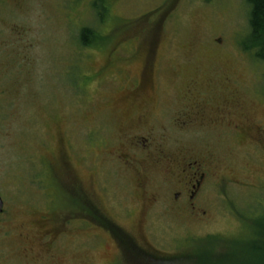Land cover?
Segmentation results:
<instances>
[{"label": "rangeland", "instance_id": "rangeland-1", "mask_svg": "<svg viewBox=\"0 0 264 264\" xmlns=\"http://www.w3.org/2000/svg\"><path fill=\"white\" fill-rule=\"evenodd\" d=\"M94 1L0 0V264H26L32 252L41 255L43 248L18 234L38 233L39 214L49 208L61 228L47 264H105L102 258L113 250L105 236L91 249V259L81 252L86 229H102L80 213L95 201L91 193L100 198L105 215L104 196L114 203L116 229L140 232L137 176L108 157L100 160L111 155L106 152L114 144L103 146V140H111L108 112L93 116V107L97 103L100 109L101 102L130 87L147 51L156 56L153 120L165 125L169 149L177 142L186 154L207 159L208 175L195 200L205 214L194 219L164 209L174 187L162 174L147 187L156 198L143 225L149 259L152 264H199L196 256L207 250L212 252L202 255L207 264H261L263 256L255 248L264 245V145L220 136L214 127L194 121L178 128L163 118L174 113L170 105L179 102L187 76L206 73L194 66L210 69L222 63L237 70L232 78L237 81L239 75L237 96L246 104L247 119L254 120L253 135L255 126L264 129V65L244 50L246 0H101L100 12ZM84 27L96 31L88 41H100V35L106 41L82 47ZM114 58L130 61L117 65ZM85 73L97 76L85 85ZM94 122L99 139H90L86 130ZM127 195L133 201L125 216L117 201Z\"/></svg>", "mask_w": 264, "mask_h": 264}, {"label": "flooded vegetation", "instance_id": "flooded-vegetation-1", "mask_svg": "<svg viewBox=\"0 0 264 264\" xmlns=\"http://www.w3.org/2000/svg\"><path fill=\"white\" fill-rule=\"evenodd\" d=\"M155 58L156 56L152 51H147L142 60L143 65L140 67L137 76L131 80L130 87L126 90H119L116 99L113 101L101 102V110H97V103L93 107L95 110L93 116L96 111L108 112L110 129L106 133L111 140H103V146L105 142L106 147L111 143L114 144L106 152L111 155L104 156L102 154L100 160H105L108 157L116 161L111 163H117L122 166L120 168L131 172L133 176H137L136 189L140 190V198L137 199L139 202L137 228L140 229V232L137 233L131 229H116L120 225L115 221L112 214L114 203L104 196L105 199L102 201L104 207L108 209V214L105 215L104 208L99 207L100 198L91 193L89 195L95 201L90 200V206L83 207L80 213L85 221L95 220V222H99L98 224L102 229H92L93 233H88L90 229H86L83 234L81 252H83L85 259L90 258L91 249L99 247L101 245L100 237L105 236L107 246L113 249L109 256L106 255L102 258L105 264H121L123 260L125 262H122L123 264H152L146 252L151 247L149 234L147 231L143 232V225L146 223V216L155 210L153 207L156 198L150 196L146 189L161 174L164 176V180L172 183L174 187L171 193L173 199L171 198L172 201L164 203V209H170L172 212L192 219L205 214L195 200L207 175L205 167L207 159H199L186 154L177 142H171L172 146L169 149L170 147L167 144L169 139H166V133L164 132L165 125L156 126V122L153 120L155 118L151 114V111H154L152 96L155 83V71L153 69ZM129 61V59L116 58L115 64H126ZM191 61L192 58H189L188 62ZM194 69L206 73L187 76L188 82L183 84V92L179 102L170 105L174 113L170 115L163 114L166 122L170 119L171 124L183 129L185 127H182L183 125L188 126L189 123L194 121L202 127L207 125L214 127L220 132V136L222 134H230L232 137L235 135L238 137L243 136L245 141L250 142L252 145L256 147H259L258 145L263 146V127L261 125L255 126V135H253L254 120L247 119L246 104L241 102L242 100L237 96L239 93V88H237L239 75L237 74V81L232 78L237 70H234L233 66L222 63H218L210 69H204L199 65L194 66ZM95 75L97 76L96 73L91 75L85 73L84 84L89 83ZM178 76L179 71L177 72ZM138 97L140 99L137 101ZM124 98H128V100L123 102ZM162 110L163 108L160 107L156 112ZM233 118H239L244 124L242 125ZM122 119H125V121H122ZM125 122L129 125L122 129L121 126ZM132 125L141 127L143 130L141 132H139L140 130H131ZM98 126L99 123L94 122L93 126L86 127V130L88 129L90 132V135H88L90 139L97 135ZM85 137L87 138V136ZM248 138L251 140H247ZM52 163L56 164L58 162L54 163L52 161ZM54 167L60 168L55 165ZM126 197L118 200L117 203L122 206L124 215L128 216L131 214L130 202L133 201V198L129 195ZM52 211L54 210L49 208L48 211L43 212L44 214H39L37 220L39 224L38 233L18 234L28 242L34 241L43 248L41 255L38 251L36 253L31 251L33 259H30L26 264L46 262L50 256V249L53 250L56 242L60 239L58 229L61 227L56 226L55 214ZM101 214L104 216H101ZM19 228L18 230L24 229V227L21 229V226ZM24 249L31 250V247L25 246ZM162 262L160 261L159 264H162ZM44 264H47V262Z\"/></svg>", "mask_w": 264, "mask_h": 264}, {"label": "trees", "instance_id": "trees-1", "mask_svg": "<svg viewBox=\"0 0 264 264\" xmlns=\"http://www.w3.org/2000/svg\"><path fill=\"white\" fill-rule=\"evenodd\" d=\"M100 2L101 0H95L92 4V7L100 12ZM246 5L248 6L249 10L247 13V20H248V27H249V33H248V43L244 46V50L251 53L253 56V59L257 61L258 63H262L264 65V0H246ZM100 15V14H99ZM105 15V12H104ZM104 15L101 18H104ZM96 33V31L90 27H84L82 28L80 32V43L82 47H95L96 44L103 43V41H106V38L104 36H101V40L98 41V38L91 39L88 41V35L91 33ZM261 64V65H262ZM211 238V237H208ZM214 239V238H211ZM260 254L263 256V262L261 264H264V245L257 246L255 248ZM211 251H199V255L201 254V258L196 256L199 264H207V258H203L202 255L204 254H210ZM195 258V257H194ZM194 262V261H193Z\"/></svg>", "mask_w": 264, "mask_h": 264}, {"label": "water", "instance_id": "water-1", "mask_svg": "<svg viewBox=\"0 0 264 264\" xmlns=\"http://www.w3.org/2000/svg\"><path fill=\"white\" fill-rule=\"evenodd\" d=\"M2 207H3V201H2V199L0 197V213L2 212Z\"/></svg>", "mask_w": 264, "mask_h": 264}]
</instances>
